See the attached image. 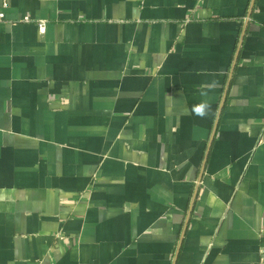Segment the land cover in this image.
I'll use <instances>...</instances> for the list:
<instances>
[{"label":"crops","instance_id":"1","mask_svg":"<svg viewBox=\"0 0 264 264\" xmlns=\"http://www.w3.org/2000/svg\"><path fill=\"white\" fill-rule=\"evenodd\" d=\"M0 14V264H264V0Z\"/></svg>","mask_w":264,"mask_h":264},{"label":"clouds","instance_id":"2","mask_svg":"<svg viewBox=\"0 0 264 264\" xmlns=\"http://www.w3.org/2000/svg\"><path fill=\"white\" fill-rule=\"evenodd\" d=\"M212 87L213 85H208L206 87L202 86L200 88L199 95L201 97H204L205 99H202L199 103L195 104L192 108V112L200 118L206 117L211 112V104L209 100L207 99V97Z\"/></svg>","mask_w":264,"mask_h":264},{"label":"built area","instance_id":"3","mask_svg":"<svg viewBox=\"0 0 264 264\" xmlns=\"http://www.w3.org/2000/svg\"><path fill=\"white\" fill-rule=\"evenodd\" d=\"M2 18H3V14H0V19H2ZM24 20L25 21H30L29 17H25ZM46 24H47L46 21L39 22V30H40L41 33H45Z\"/></svg>","mask_w":264,"mask_h":264},{"label":"water","instance_id":"4","mask_svg":"<svg viewBox=\"0 0 264 264\" xmlns=\"http://www.w3.org/2000/svg\"><path fill=\"white\" fill-rule=\"evenodd\" d=\"M220 112H221V110H220Z\"/></svg>","mask_w":264,"mask_h":264}]
</instances>
